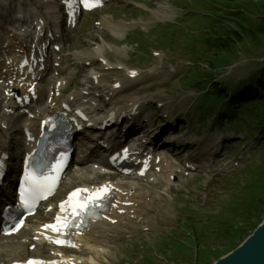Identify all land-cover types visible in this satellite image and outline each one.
<instances>
[{
  "label": "rangeland",
  "instance_id": "374dc122",
  "mask_svg": "<svg viewBox=\"0 0 264 264\" xmlns=\"http://www.w3.org/2000/svg\"><path fill=\"white\" fill-rule=\"evenodd\" d=\"M50 1L55 3L57 15H49L46 12L45 0H0L1 61L6 57L12 60L15 50L25 51L30 46L39 47L46 42L42 44L43 48L48 42H52L50 50L42 55V60L47 63L48 77H44L39 85L47 96L49 85L53 86L54 79L59 76L65 92L64 96H60V100L66 99L72 92L80 94L82 89L88 88L96 97L100 95L97 98L100 102L106 101L102 93L96 92L104 88L100 89L97 83L91 80L94 75L105 77L111 84L122 79L126 73L133 76L139 74L141 75L139 79L134 80L132 84L127 83L125 88L127 92L120 94L122 98L127 99L133 96L140 97L136 123L142 125L145 130H150L152 139L160 136V131L153 132L156 127L163 129L175 121L177 123H174L173 127L178 125L184 128L175 132L178 139L186 138L188 143L193 142L189 145L180 144V150L175 151L179 159L171 160L176 164V167L171 169L173 172L171 182H168L167 176H162L157 181H153V178L137 180L132 177L116 181L120 186L131 187L133 192L136 190V196L145 194L146 207L151 214L136 218L133 213L135 209H132L131 214L119 223L112 224V228L104 226L96 230L80 249L83 253H79L80 251L74 253L79 260L78 263L213 264L235 250L264 219V198L261 202H254L250 209H246L242 214L230 215L228 210L222 207L230 203L232 194L239 195L236 186L242 187L247 179L253 181L257 177L252 174L253 168L250 174L248 173L251 159L258 155L255 142L247 133L237 137L226 129L236 128L237 124L212 125L213 119L216 121L215 117L212 118L206 112H199L203 105L207 106L206 103H210L208 101L210 98L204 96L206 94L204 92L198 93L200 86H195L197 90L194 91V86H188V82L196 74L202 76L203 81L213 89L218 85L215 80L217 76L220 78L219 84L221 81L235 78L230 85L245 79L251 70L258 71L260 76V69L263 68L257 65L264 64V26H257L255 19L260 23L264 22V0H237V8L241 7L248 12L246 21H241V24L239 13L224 15L232 18L228 23L230 30L240 28L242 30L239 36L244 37L238 43V52L233 58H229L227 49L218 47V42L215 41L210 50L203 53L204 57L198 66L199 71L204 73L190 68L191 73L188 75L186 73L189 71L191 60L190 55L185 54L184 50H187L186 41L189 40V36L177 44H169L171 47L164 48L156 43L155 35L149 31H157V25L173 24L177 21L186 28L214 24L215 21L211 18H200V15H205L211 10L210 6H196V0H112L104 10L85 14L74 30H68L64 27V15L59 10L58 1ZM170 5L176 6L183 14ZM194 19L196 20L192 22ZM215 20L223 21L224 18L217 17ZM256 26L259 32L256 31ZM218 28L223 32L222 28ZM139 32L148 36L143 49L134 42L144 39ZM22 35L28 37L24 38ZM159 41L162 42L161 39ZM54 46L59 47V53H53ZM154 51H158L160 56H152ZM206 60L215 61L218 68H207ZM84 69L85 72L81 73ZM211 71L213 74H209ZM62 87L59 89L63 90ZM204 87L201 86L202 89H205ZM5 97L6 94L0 90V139L4 142L9 156L5 159L9 171L14 168L10 157L14 146H17L20 154L25 151L23 131L20 127L24 119L18 118L15 113V116L9 115L5 119L3 114H8L3 110ZM44 104L49 105V101L43 99L35 105V109H43ZM105 111L106 107L102 106L92 116H105ZM125 121L127 120L124 117L115 129L118 134H123L125 128L129 126ZM226 122L221 120V123ZM221 129L226 131L221 132ZM91 133L92 131L86 136H94ZM13 138L16 141L12 140ZM159 140L161 143L165 142L166 136H161ZM211 143L213 146H210ZM77 144V157L82 158V154L85 153L84 157L90 160L102 159L96 157L95 153L100 151L93 148V144L87 143L81 137ZM214 153L218 155L212 156ZM76 156L74 160L80 161ZM191 159L193 162H190ZM93 164L85 161L83 164L72 166L59 189L58 199L64 197L73 185L101 181L102 178L91 170ZM185 164L186 167L192 165V171L186 170ZM195 169L196 171H193ZM187 174L191 176L186 177ZM156 183H161V188H154L153 185ZM263 183L261 177L253 191L254 198L262 194ZM243 196L245 198L246 194L243 193ZM186 209L194 212L197 215L196 219L202 222L205 221L204 216L216 215L209 218L210 221H206L207 227L202 223H193L194 234L187 222L189 218L185 215ZM39 217L29 219L26 231L22 235L17 237L0 235V264H6L11 260H23L30 255L28 246L34 242L29 231H32ZM177 225L180 229L177 236H173L172 229ZM172 237L173 241L167 240ZM182 243L183 245L190 243L192 249L184 247ZM161 246H164L162 252ZM88 247H92V250H88ZM54 253L52 250L39 247L35 255L48 257ZM165 258L167 261L163 260Z\"/></svg>",
  "mask_w": 264,
  "mask_h": 264
},
{
  "label": "bare ground",
  "instance_id": "6f19581e",
  "mask_svg": "<svg viewBox=\"0 0 264 264\" xmlns=\"http://www.w3.org/2000/svg\"><path fill=\"white\" fill-rule=\"evenodd\" d=\"M44 5H45V8H46V12L49 14V15H53L54 16V13H56V11H55V3L54 2H52V1H50V0H45V2H44ZM24 38H27L28 37V35L27 36H25V35H22ZM21 61H19V59H16L15 60V62L14 61H12V63H13V67H8V66H6V61H5V59L3 60V61H0V82L2 83V84H4V89L2 88H0V90H2L3 91V93H4V91L7 93L8 92V95H10V96H12L13 95V91H18L19 92V95L21 96V95H23V96H25V97H27V93H25V90H26V87H22V88H19L18 86H16V84H19L18 82H15V85L13 86V88L12 89H10V87H5V85H7L8 83H10V81L11 80H13L14 79V77L15 76H13V71H14V68L15 67H17L18 66V64L20 63ZM85 72V69L83 70V72H81V73H84ZM17 78V77H16ZM39 78H40V81L43 79V75H39ZM94 82H96L97 81V83H98V87H99V85H103L105 88H104V90H96V92H101L103 95H104V97L105 96H107V98H108V102H109V106L110 107H112V106H114V110H110L109 109V113H108V115L106 116V117H109V118H111V119H113L114 120V122L115 123H117L118 121H120L122 118H123V116H125L126 118L127 117H129L130 115H132V110L134 109V108H137L138 107V105H136V107L135 106H130V105H128L127 106V104L129 103V101L130 100H132V99H134L135 97L133 96L132 98H126V97H123L122 98V96L120 95V94H122L124 91H125V88L124 89H122V90H120L119 92H118V90H116V87H114V86H108V81H107V79L105 78V77H97L96 75H94V78L92 79ZM60 82H61V79L59 78V80H55V84H54V86H56V84L57 83H59V85H60V87H62L61 86V84H60ZM40 86V85H39ZM49 87H51V85H49ZM63 88V87H62ZM37 89V88H36ZM64 89V88H63ZM85 90V89H84ZM37 91H38V93H39V95H40V98H39V100L38 101H36V102H34V103H37V102H40V100H41V98H42V95H43V93H42V90H41V88L39 87V89H37ZM105 92V93H104ZM19 96V97H20ZM80 96H82V95H80V94H78V93H76V92H72L70 95H69V97L67 98V100L65 101V102H68V103H70V106H71V108L74 106L73 104H75V103H82L81 102V100L84 98V97H80ZM89 96H91V95H89ZM122 98V99H121ZM121 99V100H120ZM6 99L4 98V100H3V104H4V101H5ZM91 100H94V101H97L96 99H94V98H91ZM50 106H52V105H50ZM54 107L55 108H52V109H54L55 111H56V113L57 114H63L64 116H65V113H64V111H63V109L60 107V104L59 103H56V105H54ZM80 107H82L83 109H86L91 115L92 114H95L102 106H100V101H99V103L97 102L96 103V107H93V106H91V104H90V102H83L82 104H81V106ZM116 107H119V108H116ZM6 108H9V109H11V110H13L14 111V113H16L17 115H19L20 114V109L17 107V105H16V103H15V100H13L12 98H10V99H8L7 101H6V103H5V106H3V110L4 109H6ZM119 113L118 114V116L117 117H113V114L114 113ZM30 113L31 114H33L35 117L37 116V118L36 119H34V120H31L30 119V117H29V115H27V117L23 120V123L21 124V128H23V126H24V124L27 122V121H30L31 122V124H32V127L34 128H37V126H38V128H39V122H40V120H42L43 119V117H41L40 116V114H38V113H36L35 111H31L30 110ZM49 114V111L47 112V115ZM4 115V117H5V119H7L8 118V116L9 115H6L5 113L3 114ZM71 116H74V115H71ZM134 116V115H133ZM133 116L131 117V120L130 121H132L131 122V128L132 127H135L136 129H139L140 128V126L139 125H136L137 123H136V120H133ZM103 119H105V117H100V118H98L95 122H94V127L97 129V127H99V125L102 123V120ZM157 131V130H156ZM141 133H143V134H145L146 136H149L150 137V134H151V132L150 131H147V130H141ZM37 136H38V130L36 129L35 131H34V138H35V140H34V142L32 143L33 145H35V141H36V138H37ZM138 136V135H137ZM169 142V141H168ZM168 142L166 143V144H168ZM181 143H185L184 142V140H182L181 141ZM210 146H213V143H211L210 144ZM0 148H2V149H5V147H4V142H2L1 141V139H0ZM1 155V154H0ZM166 155V160H164L160 165H158V166H161L162 167V165L164 164V163H166L167 164V168L170 166V165H172V162L170 161V159H168L167 158V154H165ZM147 157V156H146ZM145 156H143V154L141 155V160H143V159H145L146 158ZM152 157H154V156H152ZM88 160V158H85L84 160ZM155 160V157H154V159H153V161ZM124 168L125 167H122L121 169L124 171ZM167 168H162V170H164V169H167ZM172 172H169V175H168V178L169 177H171V174ZM161 177L160 176H158L157 177V180H159ZM156 187H157V189H159V188H161V183H157L156 184ZM125 196L124 197H122V200L121 201H125ZM119 209H122L123 210V214H118L117 213V211L119 210ZM129 208H126V207H122V206H119L117 209H116V211L115 210H111L110 211V213H112L113 215H112V217L114 216V218H112V219H117L118 220V222L117 223H119L120 221H122L124 218H125V216H123V215H126L128 212H129ZM148 211H147V207L146 206H142V205H139V209L135 212V214H136V217L137 218H139V216L142 214V213H147ZM105 214H107V212L105 213ZM45 217H46V214H45ZM27 226V225H26ZM97 227V226H96ZM105 227H109V228H112L113 227V225H109V226H105ZM25 232V230L21 233V234H23ZM20 234V235H21ZM90 234H92V233H90ZM90 234H88V235H90ZM88 235H86L87 237L86 238H84L83 239V246H84V244L87 242V239L90 237V236H88ZM92 236V235H91ZM39 244L40 245H42L40 242H39ZM99 244V243H98ZM88 250H92V247H88L87 248ZM79 253H83V250H81ZM227 256V255H226ZM226 256H224L223 258H225ZM231 256V255H230ZM229 256V257H230ZM229 257H227V258H229ZM223 260H225V259H223ZM222 260V261H223ZM91 261H93V259H91ZM221 261V262H222ZM216 262H214L213 264H215Z\"/></svg>",
  "mask_w": 264,
  "mask_h": 264
},
{
  "label": "trees",
  "instance_id": "16d2710c",
  "mask_svg": "<svg viewBox=\"0 0 264 264\" xmlns=\"http://www.w3.org/2000/svg\"><path fill=\"white\" fill-rule=\"evenodd\" d=\"M237 9L242 12V15L245 18L246 13L244 9H242L241 7H238ZM257 26H264V22L260 23L258 21ZM227 28H228L229 33H226V34H229L231 37L227 38L226 40H220V46L225 50L227 49L229 58H233L238 52L237 50L238 43L241 42L244 37L242 35L239 36V34H241L242 29L236 28L235 30L232 29L234 31H231L229 27ZM257 32H259L258 27H257ZM206 62L208 63L207 65L209 69L218 68L217 66H215V61L206 60ZM195 70L197 72L204 73L202 71H199L198 68H196ZM261 72H264V70H261ZM209 74H213V72L211 71ZM256 76H257V72L252 71L250 76L247 78V80L239 82L237 87H241L247 83H250L252 86L260 84L262 82V79L259 77L256 78ZM196 78L198 79H195V80H201V78L198 76H196ZM220 95L223 98L225 95V92L222 87L218 86L217 90H215L213 94V97L215 98L216 101H219ZM231 110H233L234 112H241L242 113L241 116L244 118V120L246 121L248 120L249 121L248 124L250 123L251 126H253L254 130L250 132L251 135H254L256 132L263 134V131H264V94H263V98H261L260 100H257V102H246L242 104H236L235 106H231ZM261 172H262L261 177L263 178V181H264V175H263L264 159L262 162ZM261 177H260V180H261ZM262 194H264V183H263Z\"/></svg>",
  "mask_w": 264,
  "mask_h": 264
},
{
  "label": "water",
  "instance_id": "95a60500",
  "mask_svg": "<svg viewBox=\"0 0 264 264\" xmlns=\"http://www.w3.org/2000/svg\"><path fill=\"white\" fill-rule=\"evenodd\" d=\"M215 264H264V219L241 245Z\"/></svg>",
  "mask_w": 264,
  "mask_h": 264
},
{
  "label": "snow or ice",
  "instance_id": "6c2138e0",
  "mask_svg": "<svg viewBox=\"0 0 264 264\" xmlns=\"http://www.w3.org/2000/svg\"><path fill=\"white\" fill-rule=\"evenodd\" d=\"M68 3H72L74 2V0H67ZM82 2L84 3L85 7H90L92 6L89 2V0H82ZM81 191H86V190H81V189H77L76 191H74L73 193L70 194L68 201H65L64 203L61 204V210H64L65 204H70L72 201V198L77 196V194ZM81 208H83V206H81ZM57 220H60V217H57ZM46 229H51L52 231H60V228L57 227V225L53 224V225H45L44 226ZM56 243H63V241L61 240H56ZM28 264H34L33 261H29Z\"/></svg>",
  "mask_w": 264,
  "mask_h": 264
}]
</instances>
